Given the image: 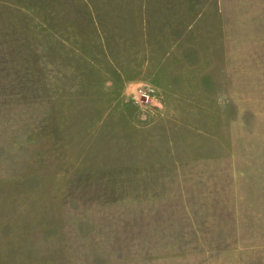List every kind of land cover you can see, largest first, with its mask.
Here are the masks:
<instances>
[{
	"label": "rangeland",
	"instance_id": "1",
	"mask_svg": "<svg viewBox=\"0 0 264 264\" xmlns=\"http://www.w3.org/2000/svg\"><path fill=\"white\" fill-rule=\"evenodd\" d=\"M0 264H264V0H0Z\"/></svg>",
	"mask_w": 264,
	"mask_h": 264
},
{
	"label": "built area",
	"instance_id": "2",
	"mask_svg": "<svg viewBox=\"0 0 264 264\" xmlns=\"http://www.w3.org/2000/svg\"><path fill=\"white\" fill-rule=\"evenodd\" d=\"M137 96L143 99V102H149L150 100H152V95L150 94V92L143 89L138 90Z\"/></svg>",
	"mask_w": 264,
	"mask_h": 264
}]
</instances>
